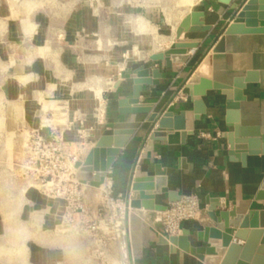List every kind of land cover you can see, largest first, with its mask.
Returning a JSON list of instances; mask_svg holds the SVG:
<instances>
[{
  "label": "rangeland",
  "instance_id": "1",
  "mask_svg": "<svg viewBox=\"0 0 264 264\" xmlns=\"http://www.w3.org/2000/svg\"><path fill=\"white\" fill-rule=\"evenodd\" d=\"M200 1L0 0V264H128L127 236L117 239L115 234L116 222L120 232L126 229L121 205L125 197L115 194L110 200L106 190L76 176L75 164L87 156L83 144L94 142L100 127L94 94L102 89L107 99L111 79L164 45L175 34L179 18ZM86 10L93 20L74 19V14ZM148 12L151 24L143 17ZM70 27H97L98 32L80 31L72 40L66 35ZM76 38L92 49L74 50L88 65V73L82 71L78 78L64 62L68 46L78 44ZM202 39L196 55L204 50ZM72 75L88 92L83 103L88 108L79 107L71 97L75 88L65 98L47 94L51 87L53 91L65 87L66 81L60 79ZM11 82L22 89L10 90ZM33 82L41 84L37 99ZM48 124L68 126L57 132L70 144L60 149L73 156L66 164L61 158L50 162L35 158L52 151L30 144L32 130Z\"/></svg>",
  "mask_w": 264,
  "mask_h": 264
},
{
  "label": "crops",
  "instance_id": "2",
  "mask_svg": "<svg viewBox=\"0 0 264 264\" xmlns=\"http://www.w3.org/2000/svg\"><path fill=\"white\" fill-rule=\"evenodd\" d=\"M73 1L80 0H71V2ZM242 1L234 0L228 5L222 3L221 0H201L200 3H197L195 10L205 11L206 15L201 19L206 24L212 25L213 29L198 34V36L206 39L203 43L204 50H202L201 54L195 55L189 64L174 63L171 69H167L164 66V62H153L150 60L152 54L166 51L175 41L176 34L172 32L164 45L151 49L152 52L144 60H134L123 73L119 72L122 76L120 82L107 94L108 106L105 125L99 127L98 133L94 138V142H97L102 135L111 134L115 128L136 129V132L123 148L112 167L115 193H123L125 199H127V189L132 174H134V177L153 175L155 166L160 164L167 173L168 187L171 191H175L179 195L197 193L202 205L206 206L207 209L209 205L206 199L209 197L210 199L218 200L226 199L230 209L237 207V210L243 213L250 209L264 207L263 202L254 200L264 179V155L248 156L246 165H243L240 161H231L229 159L227 134L230 128L227 127L225 122L226 96L220 91H209L208 95L203 98L206 104V113L202 115L200 121H196V132L194 135L187 137L185 144H169L167 141H155L153 150L146 149L149 141L147 133L151 129V123L147 121V115L122 114L119 106L120 99L132 94V71L141 65H145L152 68L160 67L163 77L158 85L145 86L144 92L140 97L142 103H153L155 111L166 109L167 111L179 113L182 110L193 109L192 98L179 91V88L184 79L191 74L193 64L197 60H202L212 47L216 39V37L212 39L213 33H216L218 37L222 30L221 25L228 23L234 14L233 5L236 3L240 4ZM188 11L190 12L191 10L189 9ZM86 12L74 14L75 18L71 17V19L82 20L87 18L93 20V15L87 10ZM183 15L179 18V21L185 17ZM113 17L115 20L119 19V13L118 17ZM143 17L151 24L152 16L149 15V12L144 14ZM84 27L76 29L70 27V30L67 29L66 35H71L73 40V36H78L80 31L98 32L97 27L95 29H85ZM37 37L36 34L34 36V39H37L36 43L38 42ZM75 41H77V38ZM74 50L87 52L92 49H89L88 43L78 42V44L69 45L64 53V62L68 64L66 67L73 69L71 73L74 71L77 74H81L82 71H85L84 74L88 73V65L85 63L87 59L81 57L80 60L79 54L76 55ZM96 50H99V48H96ZM34 62H37L36 64L39 68L40 62L38 59ZM21 67L23 66L21 65ZM248 69L264 70V36H228L226 52L214 55L215 78L223 82H231L233 77L245 73ZM80 74L76 78L80 77ZM73 77L72 75L71 77L60 79L61 83L63 80L66 81L64 83L65 87L62 84V88L58 89V91H53L54 88L51 89V87L47 94L65 98L71 96V92H68V90L75 88L74 96L71 97H76L79 107L88 108L86 104L83 105L84 101L88 99V92L82 91L79 83H76L79 80H74ZM32 84L34 92L32 94L37 99L38 96L42 95L41 84L40 82L38 84L33 82ZM9 86L10 90L22 89V87L13 82L9 83ZM11 86L14 88L12 87L11 89ZM245 93L248 99L242 103L243 123H264V82L248 84ZM159 129L158 123H156L153 131ZM202 133L211 134L214 138H204L201 136ZM185 164L187 168H184ZM156 202L158 204H167L170 202L168 194L157 195ZM157 212L156 210L133 208L130 217H127L130 233L129 250L133 259L140 264H204L193 255L179 248L176 251H172L171 246L164 243L163 237L159 234L160 226L153 220ZM211 223V220L208 219L204 223L185 222L182 226L183 230L188 229L191 232L189 239L192 244L198 245L193 238L199 230Z\"/></svg>",
  "mask_w": 264,
  "mask_h": 264
},
{
  "label": "water",
  "instance_id": "3",
  "mask_svg": "<svg viewBox=\"0 0 264 264\" xmlns=\"http://www.w3.org/2000/svg\"><path fill=\"white\" fill-rule=\"evenodd\" d=\"M234 0H221L231 4ZM234 14L216 37L212 47L202 60L192 66L191 74L184 79L179 91L190 96L193 109L179 113L166 109L155 111L153 103H142L140 97L145 86L158 85L163 73L160 67L141 65L131 73L132 94L119 100L122 114H144L151 123L147 133V150L154 149L155 141H167L169 144H185L189 135L195 134V123L206 113L204 97L209 91H220L226 96L225 122L230 128L227 134L228 156L231 161L247 164L248 156L264 155V123L245 124L242 118V103L247 101L245 90L248 84L264 82V70L248 69L245 73L233 77L231 82L215 78L214 55L226 52L228 36L263 35L264 36V0H243L233 5ZM205 11L193 10L179 24L176 39L164 52L150 56L153 62H164L167 69L174 63L189 64L197 54L202 37L199 33L211 31L201 18ZM178 91V92H179ZM158 123L159 130L153 127ZM172 130V131H168ZM136 132L135 128H115L111 134L102 135L83 161L75 164L77 178L92 187H100ZM187 168V165H184ZM127 200L132 208L161 211L165 204L156 202L157 195L168 194L169 201H176L180 195L168 187L166 171L157 164L153 175L134 177L132 174L128 187ZM256 202L264 203V179L254 197ZM210 225L199 230L192 244L191 232L182 231L179 236L163 238L172 251L177 248L189 253L204 264H264V207L239 212L237 207L230 209L226 199H206ZM129 218V217H128ZM239 242L243 243H238Z\"/></svg>",
  "mask_w": 264,
  "mask_h": 264
},
{
  "label": "built area",
  "instance_id": "4",
  "mask_svg": "<svg viewBox=\"0 0 264 264\" xmlns=\"http://www.w3.org/2000/svg\"><path fill=\"white\" fill-rule=\"evenodd\" d=\"M121 80V75L119 74L116 77H113L111 79V85L110 89L106 90L105 92L108 94L110 93L111 90H113L118 83ZM99 91H101L99 95ZM104 90L98 89L95 91L94 97L97 100V104L95 107V113L96 115L99 116L100 118V126L105 125V119H106V113H107V99L104 98ZM68 128L67 125H64L63 127L57 128L56 126L52 125H43L42 127H36L32 130V135H31V142L30 144L32 146H35L36 148L43 147V148H50L52 151H49V155H45V153L37 154L36 155V160L40 162H47V160L52 161L53 159L59 160L60 158L62 161L66 164L71 157H73L71 154L67 153L65 150L60 152L61 148H68L69 147V142L66 140L64 141L61 139V137L58 135V131H66ZM202 137L210 138L213 139L214 137L211 134L208 133H202ZM96 142H92L89 144H83L84 146L88 147V151L86 152V155L89 153V151L95 146ZM59 152V153H57ZM58 154V155H57ZM76 161L77 157H75ZM75 161V162H76ZM106 180L109 181V187L106 190V196L111 200H113V195H117L118 197H123L124 199V194L123 193H115L113 190V183H114V177H113V171L112 168L108 170L107 175H106ZM123 207V213L126 214V219L127 216L130 217L131 212L133 210L132 207H129V202L127 199L122 200ZM166 205V208L164 210L158 211L157 215L153 220L157 222V224L160 226L159 228V234L169 240L170 237L173 236H179L182 234L183 231V226L182 224L185 222H199V223H204L208 221L209 216H208V209L206 206H203L200 200V197L197 193H189V194H183L180 195V198L176 201H170ZM119 222L115 223L116 226V231L115 234L117 236V239H120L121 232L119 229ZM128 225H126L127 230ZM124 231V230H123ZM122 231V232H123ZM125 236V235H123ZM129 238L130 242V233L127 235ZM128 264H140L137 263L131 254V259L129 260Z\"/></svg>",
  "mask_w": 264,
  "mask_h": 264
},
{
  "label": "bare ground",
  "instance_id": "5",
  "mask_svg": "<svg viewBox=\"0 0 264 264\" xmlns=\"http://www.w3.org/2000/svg\"><path fill=\"white\" fill-rule=\"evenodd\" d=\"M183 18H184V17H183ZM183 18H182V19H183ZM181 21H182V20H181ZM181 21L179 22V24L181 23ZM179 24H178V26H179ZM178 26H177V28H178ZM177 28H176V31H177ZM175 34H176V32H175ZM175 39H176V37H175ZM100 93H101V92L99 91V95H100ZM109 184H110L109 181L105 179V180H104V183L101 185L102 187L100 186V187H96V188H97L98 190H101V189H102V190H107L108 187H109ZM99 188H100V189H99ZM103 188H104V189H103ZM130 207H131V206H130V203H129V207H128V208L130 209ZM127 217H128V216H127ZM128 234H129V229H128V228H127V230L124 229V231L121 232V235H122V236H123V235H126V236H127ZM127 239L129 240L128 237H127ZM126 253H127V255L129 256V252H126ZM128 262H129V260H128Z\"/></svg>",
  "mask_w": 264,
  "mask_h": 264
}]
</instances>
